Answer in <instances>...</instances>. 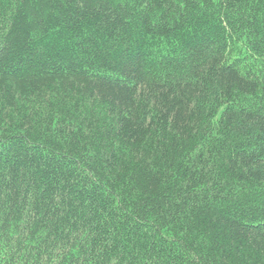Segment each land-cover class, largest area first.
Masks as SVG:
<instances>
[{
    "label": "trees",
    "instance_id": "obj_1",
    "mask_svg": "<svg viewBox=\"0 0 264 264\" xmlns=\"http://www.w3.org/2000/svg\"><path fill=\"white\" fill-rule=\"evenodd\" d=\"M0 264H264V0H0Z\"/></svg>",
    "mask_w": 264,
    "mask_h": 264
}]
</instances>
